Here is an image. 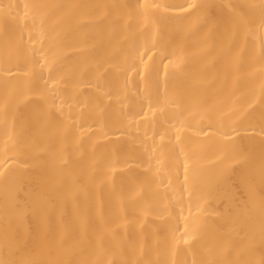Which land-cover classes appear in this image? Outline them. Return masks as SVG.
<instances>
[{"label": "bare ground", "instance_id": "6f19581e", "mask_svg": "<svg viewBox=\"0 0 264 264\" xmlns=\"http://www.w3.org/2000/svg\"><path fill=\"white\" fill-rule=\"evenodd\" d=\"M0 264H264V0H0Z\"/></svg>", "mask_w": 264, "mask_h": 264}]
</instances>
